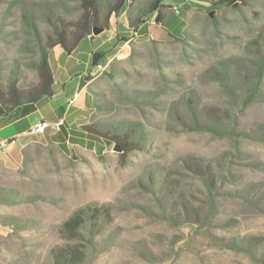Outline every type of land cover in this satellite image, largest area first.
I'll return each instance as SVG.
<instances>
[{"label": "rangeland", "instance_id": "obj_1", "mask_svg": "<svg viewBox=\"0 0 264 264\" xmlns=\"http://www.w3.org/2000/svg\"><path fill=\"white\" fill-rule=\"evenodd\" d=\"M164 4L169 6L161 7V23L154 11L137 28L130 24L131 15L150 1L125 0L117 23L110 19L108 29L84 38L71 56L60 48L50 50L52 69L58 73L71 59L74 79L83 72L89 81L92 105L94 100L103 105H91L87 123L107 129L138 126L152 142L146 152L122 156L114 142L79 131L68 146L56 143L55 159L31 145L19 166L0 164V188L44 196L35 203L0 202V216L39 223L24 229L0 223V264H51L50 249L62 242L61 223L91 201L111 204L113 221L102 235L116 241L90 264H259L245 252L222 247L218 238L252 237L264 250V70L259 71L264 0L239 7H208L199 0ZM82 13L81 0H0L7 33L0 40L3 71L17 63L22 82L36 80L34 31L45 39L50 19L76 21ZM94 54L97 64L108 65L98 76ZM195 117L225 127L234 122L239 141L200 129ZM228 157L237 180L228 189L249 198L221 196L223 221L206 228L196 221L190 243L183 245L187 231L165 218L143 184L152 174L165 191L175 189L170 206L185 217L200 203V171L227 175Z\"/></svg>", "mask_w": 264, "mask_h": 264}, {"label": "trees", "instance_id": "obj_2", "mask_svg": "<svg viewBox=\"0 0 264 264\" xmlns=\"http://www.w3.org/2000/svg\"><path fill=\"white\" fill-rule=\"evenodd\" d=\"M150 6L140 8L136 15H131L130 24L137 28L142 27L145 23L143 17L148 13L157 11L163 21L161 7L166 8L164 1L168 0H149ZM173 2H184L186 0H169ZM209 2L208 7H231L247 4L250 0H199ZM82 17L80 20H60L54 21L50 19L51 30L44 39L38 31H34V39L36 42L37 60L33 64L37 78L29 84L22 82V73L18 64H14L8 72L3 71V61H0V113L12 112L18 108L25 110H33L35 104L44 97L53 96L55 93L54 72L50 63V50L60 48L71 55L78 47L80 42L86 37H94L93 29L96 26L108 29L109 20L117 23L118 16L125 8V0H81ZM201 5V4H199ZM106 12V15H103ZM33 29H36L32 19L29 20ZM170 35V34H169ZM7 33L3 29L0 22V40H6ZM93 65L97 64V54H94ZM264 70V62L260 66V73ZM110 74V73H109ZM93 106L96 109L103 108L98 100H94ZM200 129L211 132H222L236 138L237 127L234 122L231 126H222L217 120L203 122L194 118ZM82 129L91 135L101 137L107 141L114 142L122 148V156H127L134 151L146 152L152 142V137L148 133L131 124L123 126H114L112 128H102L96 122H89L82 125ZM46 144L34 143L38 150L47 149L51 157L55 159L56 143L52 139ZM31 145L24 148V155L29 154ZM237 152L241 151L240 144L235 146ZM236 155V153H235ZM228 174H212L209 171H200L198 179L201 184L199 197V205L196 210L185 211V217L181 212L174 213L170 206L173 199L175 189L164 190V185L158 186V176L149 174L145 187L155 197L157 204L160 206L162 214L171 223L183 227L187 231L188 238L183 240V245L191 241V235L194 233L193 227L195 222L197 227H209L212 222L223 221V217L219 216L218 211L219 199L221 196L229 195L231 197L238 196L248 199L249 196L241 191L229 190V183H236L232 167L229 163L233 161L231 157L227 158ZM22 172H26V168L22 167ZM40 199H44L42 194L23 195L18 190L1 187L0 202L6 203H35ZM194 203V202H193ZM146 211H149L147 208ZM183 216V217H182ZM113 221V208L109 203H100L91 201L77 207L60 225L61 243L55 244L50 249L51 264H90V258L102 253L115 243V236L105 238L102 234ZM0 223L14 224L17 229L28 227H38L39 223L34 219L20 220L17 216L7 217L0 216ZM196 228V227H195ZM207 233H210L207 230ZM198 233V232H197ZM219 242L222 247L233 248L249 254L250 257L259 264H264V250L262 242L252 237L237 236L227 239L220 236ZM178 247H181L178 246ZM182 249V248H181Z\"/></svg>", "mask_w": 264, "mask_h": 264}, {"label": "crops", "instance_id": "obj_3", "mask_svg": "<svg viewBox=\"0 0 264 264\" xmlns=\"http://www.w3.org/2000/svg\"><path fill=\"white\" fill-rule=\"evenodd\" d=\"M58 68V73L53 69V96L42 98L31 111L18 108L12 112L0 113V164L17 167L23 162L24 148L31 144H46L50 138L57 144L68 146L75 133H86L82 125L88 122L92 109L89 81L83 78L86 76L83 72L79 73L78 79H74L72 73L75 66L71 59H67L66 66L60 65ZM75 93L80 96L69 103ZM40 120L51 124L59 121L63 123L59 129L48 128L44 132H32L33 125ZM5 141L8 142L7 146H2Z\"/></svg>", "mask_w": 264, "mask_h": 264}, {"label": "built area", "instance_id": "obj_4", "mask_svg": "<svg viewBox=\"0 0 264 264\" xmlns=\"http://www.w3.org/2000/svg\"><path fill=\"white\" fill-rule=\"evenodd\" d=\"M105 71H107V65H102V64L98 63L96 65V70H95L94 74L95 73H104ZM79 96H80L79 93H75L73 98L70 99L69 103L74 102ZM62 123H63V121H59V122H56L54 124H51L50 122H48L46 120H40L33 125L31 131L32 132H44L48 128L59 129L61 127ZM7 144H8V142L5 141L1 145L7 146Z\"/></svg>", "mask_w": 264, "mask_h": 264}, {"label": "water", "instance_id": "obj_5", "mask_svg": "<svg viewBox=\"0 0 264 264\" xmlns=\"http://www.w3.org/2000/svg\"><path fill=\"white\" fill-rule=\"evenodd\" d=\"M209 14H210V16H213V11H210ZM158 19H159V14H158L157 17H156V21H157ZM104 30H105L104 27L96 26V27H94V29H93V34H94V35H98V34L102 33ZM115 149L118 150V151H121V150H122L121 146H119L118 144H115Z\"/></svg>", "mask_w": 264, "mask_h": 264}, {"label": "bare ground", "instance_id": "obj_6", "mask_svg": "<svg viewBox=\"0 0 264 264\" xmlns=\"http://www.w3.org/2000/svg\"><path fill=\"white\" fill-rule=\"evenodd\" d=\"M107 67H108V65H107ZM100 74H102V73H95L94 76H98V75H100Z\"/></svg>", "mask_w": 264, "mask_h": 264}]
</instances>
